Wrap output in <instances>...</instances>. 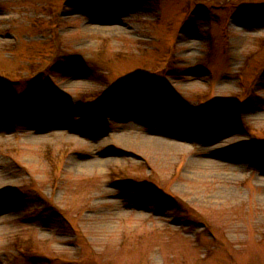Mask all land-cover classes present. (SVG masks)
<instances>
[{"label":"rangeland","instance_id":"obj_1","mask_svg":"<svg viewBox=\"0 0 264 264\" xmlns=\"http://www.w3.org/2000/svg\"><path fill=\"white\" fill-rule=\"evenodd\" d=\"M0 264H264V0H0Z\"/></svg>","mask_w":264,"mask_h":264},{"label":"bare ground","instance_id":"obj_2","mask_svg":"<svg viewBox=\"0 0 264 264\" xmlns=\"http://www.w3.org/2000/svg\"><path fill=\"white\" fill-rule=\"evenodd\" d=\"M93 29L97 30V31H101V32H106V33H109V31H110V33L117 31V29L112 30L111 28H102L101 26H94Z\"/></svg>","mask_w":264,"mask_h":264},{"label":"trees","instance_id":"obj_3","mask_svg":"<svg viewBox=\"0 0 264 264\" xmlns=\"http://www.w3.org/2000/svg\"><path fill=\"white\" fill-rule=\"evenodd\" d=\"M47 100H49V99H47ZM51 100V99H50ZM49 102H51V101H49Z\"/></svg>","mask_w":264,"mask_h":264}]
</instances>
